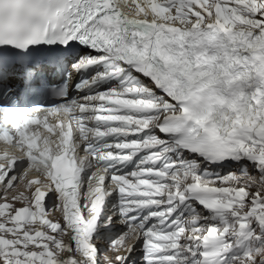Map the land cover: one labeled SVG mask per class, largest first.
Masks as SVG:
<instances>
[{"label":"snow or ice","instance_id":"snow-or-ice-1","mask_svg":"<svg viewBox=\"0 0 264 264\" xmlns=\"http://www.w3.org/2000/svg\"><path fill=\"white\" fill-rule=\"evenodd\" d=\"M0 141V264H264V0H0Z\"/></svg>","mask_w":264,"mask_h":264},{"label":"bare ground","instance_id":"bare-ground-1","mask_svg":"<svg viewBox=\"0 0 264 264\" xmlns=\"http://www.w3.org/2000/svg\"><path fill=\"white\" fill-rule=\"evenodd\" d=\"M17 207H19V206H22L21 204H19V203H17V205H16Z\"/></svg>","mask_w":264,"mask_h":264}]
</instances>
